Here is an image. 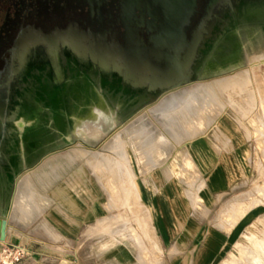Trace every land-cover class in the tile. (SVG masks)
<instances>
[{"label": "rangeland", "instance_id": "rangeland-1", "mask_svg": "<svg viewBox=\"0 0 264 264\" xmlns=\"http://www.w3.org/2000/svg\"><path fill=\"white\" fill-rule=\"evenodd\" d=\"M227 11H233L229 3L216 11V15L210 20L207 30L197 43L196 54L203 50L207 41H212L214 45L209 54L208 51L206 52L208 57L202 56L199 60L195 57L192 60V76L187 81L191 86L171 91L164 97L161 90L147 88L136 98L130 96L131 91L120 87L117 82L107 85L106 80L100 75L91 77L88 73L83 74L84 71L75 70V80L81 82L79 95L76 94L77 91L72 84L73 77L70 75L67 79L69 89L65 95L66 99L62 100V106L64 105L62 109L67 111L68 116L65 119V128L63 130L59 128L58 117L52 107L47 101L41 100L43 109L39 113L40 134L33 140V146L28 140H22L15 122L22 113H30V110L24 106L25 99L34 106L37 94L31 89L25 92L16 118L11 124L10 111L15 104V88L22 89L23 84L16 77L9 85L3 87L0 98V172L5 171L3 158L6 161L10 154L5 152V147L14 139L16 133L25 158L20 156L18 169L13 167L10 169L14 174L11 188L7 189L0 185V209L21 205L34 209L36 202H40L42 197L50 193L62 195V188L59 187L64 180L82 182L85 185L82 195L88 197L91 193L89 186L93 175H106L108 171L111 174L119 172L122 174L123 161L132 162L133 165L129 167L131 175H134L133 169L140 166L153 167L158 161L165 159L183 139L204 131L206 128L201 127V122H207L206 119L210 116L214 121L215 116L225 114L242 127L244 134V159L247 165L241 187L243 213L240 215L251 208L256 210L247 215V221L250 223L243 231V236L237 245L239 253L232 254L230 259L222 263L264 264V56L256 63L251 61L254 54H261L260 52L264 51V3L246 6L241 12L244 25L237 26L240 20H236L233 24L235 31L228 35L224 42L221 39L217 42L216 26H220L219 34H223L228 23L224 19ZM243 79L244 81H241ZM230 80H235V83L231 85ZM223 82H228L227 88L225 87L228 90L222 89V91L216 86ZM91 84L107 101L111 110L109 114L113 116L109 118L110 120L102 122L100 126L84 131L81 129L83 126H80L84 121L78 119L83 120L85 113L76 114V104L83 106L87 93L93 94ZM202 86L215 87L217 100L209 98L211 100L209 101L205 98L206 101H203L204 94L197 95L198 88ZM207 103L210 106L206 108ZM236 104H240L241 107ZM233 106L237 107L234 109ZM70 114L74 117L71 118ZM76 124H79L80 128ZM207 124L211 123L207 122ZM148 128L155 132L153 141H157V144L138 145L141 130ZM75 129L83 132L79 133ZM195 129L198 131L194 132ZM108 161H111L109 165ZM184 161L187 168L192 166L188 162L189 158ZM43 176L46 179H43L45 178Z\"/></svg>", "mask_w": 264, "mask_h": 264}, {"label": "crops", "instance_id": "crops-1", "mask_svg": "<svg viewBox=\"0 0 264 264\" xmlns=\"http://www.w3.org/2000/svg\"><path fill=\"white\" fill-rule=\"evenodd\" d=\"M188 86L162 88V97ZM244 149L242 127L219 115L153 167L131 175L123 161L122 174H92L88 197L82 182L64 180L62 195L34 209L1 208L0 248L23 245L18 264H221L239 253L256 210L240 215Z\"/></svg>", "mask_w": 264, "mask_h": 264}, {"label": "flooded vegetation", "instance_id": "flooded-vegetation-1", "mask_svg": "<svg viewBox=\"0 0 264 264\" xmlns=\"http://www.w3.org/2000/svg\"><path fill=\"white\" fill-rule=\"evenodd\" d=\"M226 3L233 11L225 14L228 23L223 34L216 26L217 42L235 31L236 20H240L237 26L244 25L241 12L246 6L264 0H0V98L2 88L16 77L23 84L22 89L15 88L11 124L26 91L40 96L35 91L48 80L59 88L62 99V83L77 69L91 77L101 74L107 85L116 81L136 98L147 88L161 90L192 76V60L208 57L214 45L207 41L194 54L196 39L200 41ZM170 6H181L182 12L167 13ZM167 19L189 20L180 50L177 36L164 30ZM95 41L109 52L106 64L89 49L98 46ZM20 144L15 136L5 147L10 154L2 160L5 171L0 172V185L7 189L14 178L11 167L18 169L20 156L24 157Z\"/></svg>", "mask_w": 264, "mask_h": 264}, {"label": "bare ground", "instance_id": "bare-ground-1", "mask_svg": "<svg viewBox=\"0 0 264 264\" xmlns=\"http://www.w3.org/2000/svg\"><path fill=\"white\" fill-rule=\"evenodd\" d=\"M254 4V3H253ZM81 42H82V44H84L83 43V41L81 40ZM76 45V44H75ZM90 46H91V44H90ZM95 47V49L93 48V49H91V47H89V49L90 50H93V52H94V54H96V56L97 57H99V60H100V62L101 63H107V54H106V52H105V50H100V49H97L98 47H96V46H94ZM83 48H87L86 47V44H84L83 45ZM82 48V49H83ZM105 53V54H104ZM193 53L194 54H196V51H195V49H194V51H193ZM261 54H254L253 55V57H252V59H251V61L253 60V63H256V61L258 60V59H260L261 57H263L264 56V51H262V52H260ZM263 59V58H262ZM71 61V60H70ZM259 61H261V60H259ZM260 63V62H259ZM75 64V63H74ZM255 66H256V64H254ZM260 65V64H259ZM261 66V65H260ZM253 68V67H252ZM77 70H79V69H77ZM81 71V70H80ZM262 71V70H261ZM75 72V71H74ZM74 72H73V74L71 75L72 77H73V87H75V89H76V91H77V95H79V92H78V90H79V84L81 83L80 81H77V80H75V74H74ZM72 73V72H71ZM86 72L84 71V73L83 74H85ZM89 75V74H88ZM77 76V75H76ZM100 76H101V74H100ZM190 75H189V77L188 78H186V79H184V80H181V81H179V83H181V82H184V81H188L189 79H190ZM83 78V77H82ZM101 78L103 79V80H105V78H103L102 76H101ZM264 78V77H263ZM68 77L66 78V80L62 83V99H60L59 98V88L58 87H52V85H50L49 84V81L47 80V81H45L42 85H41V88H38L37 87V93L38 94H40V96H38L37 95V97L35 98V100H34V102L36 103V105H34V106H32L31 105V103L29 102V100L28 99H25V104H24V106L26 107V109H29L30 110V113H27V114H21V115H19L17 118V121L15 122V126L17 127V129H18V134L20 133V135H21V137H22V140L23 141H26V140H28V142L30 143V145L31 146H33L34 145V139L37 137V135L38 134H40V127H39V113H40V111L43 109V107H42V104H41V100H44V101H47L48 102V105L49 106H51L52 107V110H53V112L56 114V116L58 117V125H59V128L60 129H64L65 128V124H66V117H68L67 116V111L66 110H64V109H62V107L64 106H62V100H65L66 99V97H65V95L67 94V91H68V87H69V83H68ZM72 79V78H71ZM70 80V79H69ZM230 81H232V82H230ZM229 82H230V84L232 85V83L235 81V80H230ZM241 81H244V79L243 80H241ZM84 82V81H83ZM89 82V81H88ZM114 82H116V81H114ZM237 82V81H236ZM228 83V82H227ZM227 83H220V84H217L216 86L219 88V89H226L227 88ZM235 83V82H234ZM239 83V82H238ZM240 84V83H239ZM105 85V84H104ZM246 85V84H245ZM88 86V85H87ZM91 86H92V90H93V94H89V93H87V96H86V99H85V104L83 105V106H78L77 104H76V114H83L84 115V113H85V116L82 118L83 120H79L78 119V121H84V123H83V125H82V123H81V125L80 126H85L84 127V129H83V127H81V129L82 130H90V129H92V128H94V127H98V126H100L101 124H102V122H106V121H108V119L109 118H111V116H113V114L112 115H110L109 114V111H111L110 110V107H109V105H108V103H107V101L103 98V96L100 94V92L93 86V84H91ZM102 86V85H101ZM247 86V85H246ZM36 87V86H35ZM103 87V86H102ZM105 87V86H104ZM226 87V88H225ZM49 88H51V89H49ZM119 88V87H118ZM214 88L215 87H211V88H204L203 86L202 87H199L198 88V90H197V95L199 96L200 94H204L203 96H202V98H204V100L203 101H206L205 100V98L207 99H214L215 97H216V89L214 90ZM256 88V87H255ZM174 89V88H173ZM245 89H248V88H246L245 87ZM104 90V89H103ZM127 90H129V91H131V89L130 88H127ZM220 90V91H221ZM226 90H228V89H226ZM84 91V90H83ZM124 91V90H123ZM223 91V90H222ZM230 91V90H229ZM250 91V90H249ZM258 92V91H257ZM103 93V92H102ZM200 93V94H199ZM44 94H46V95H48V97L45 99V97H44ZM193 95H196V94H193ZM217 95H219V94H217ZM251 95V94H250ZM192 96V95H191ZM197 96V97H198ZM221 96V95H220ZM224 96H225V94H224ZM230 96V95H229ZM228 96V97H229ZM232 96V95H231ZM213 97V98H212ZM65 98V99H64ZM194 98H196V96L194 97ZM224 98V97H223ZM191 99H192V97H191ZM209 99V101H211ZM216 99V98H215ZM232 99H233V97H232ZM253 99V98H252ZM173 100H175V99H173ZM172 100V101H173ZM195 100V99H194ZM217 100V99H216ZM226 100V99H225ZM243 100V99H242ZM176 101V100H175ZM208 101V100H207ZM214 101V100H213ZM232 101V100H231ZM253 101H254V99H253ZM261 101V100H260ZM170 102V105H172L171 104V101H169ZM83 103H84V101H83ZM173 103V102H172ZM204 103H206V102H204ZM204 103H203V106H204ZM209 103V102H208ZM206 104V108H207V106L209 105V104ZM215 103H217L216 101H215ZM223 103V102H222ZM229 103H230V101H229ZM233 103V102H232ZM253 103V102H252ZM255 103V102H254ZM166 105H168V104H166ZM165 105V106H166ZM225 105V104H224ZM236 105H240V104H236ZM22 106V105H21ZM173 106H175L174 104H173ZM201 106H202V104H201ZM202 106V107H203ZM210 106V105H209ZM211 106H212V104H211ZM221 106H223V104L221 105ZM231 106H232V104H231ZM254 106H255V104H254ZM168 107H170V106H168ZM172 107V106H171ZM176 107V106H175ZM198 107V106H197ZM201 107V108H202ZM235 107H237V106H235ZM235 107L233 106V108L235 109ZM240 107H241V105H240ZM204 108V107H203ZM202 108V111L204 110ZM239 108V107H238ZM244 108V107H243ZM242 108V109H243ZM74 109V108H73ZM241 109V108H240ZM219 110V109H218ZM236 110H238V109H236ZM244 110V109H243ZM253 110V109H252ZM241 111V110H240ZM29 112V111H28ZM195 112H197V111H195ZM208 112V111H207ZM242 112V111H241ZM26 113V112H25ZM218 113H219V111H218ZM244 113H246V112H244ZM19 114V113H18ZM110 115V116H109ZM200 114H198V116H199ZM211 115V114H210ZM213 115V114H212ZM214 115H216V113H214ZM71 118L72 117H74V115H72V114H70L69 115ZM211 117V116H210ZM210 117H208L206 120H207V122H209V123H212L213 122V120H211L212 118H210ZM261 117V116H260ZM70 118V119H71ZM215 118H216V116H215ZM213 119H214V117H213ZM110 120V119H109ZM252 121V120H251ZM55 122V121H54ZM207 122L205 121V122H201L202 123V125H201V127H203V129H205L206 127H207ZM242 121H240V123H241ZM112 123V122H111ZM262 123V122H261ZM75 124V123H74ZM206 124V125H205ZM242 124V123H241ZM56 125V124H55ZM77 125V124H76ZM75 125V126H76ZM79 125V124H78ZM77 125V127H79L80 128V126H78ZM110 125V124H109ZM188 125V124H187ZM245 126V125H244ZM77 127H75V128H77ZM79 128H77L78 130H79ZM76 130V129H75ZM78 130H76L77 132H79V133H82L83 131L82 130H80V131H78ZM198 130L197 129H195V131L194 132H197ZM17 132V131H16ZM43 133V132H42ZM102 134V133H101ZM134 134V133H133ZM16 136H17V133H16ZM154 136H155V132H153V130L152 129H150V128H148V129H146V130H144V129H142L141 130V132H140V134H139V138H138V145H145V144H149V145H156L157 144V141H153V139H154ZM39 137V136H38ZM42 140V139H41ZM20 142V141H19ZM35 143H37V142H35ZM26 144V143H25ZM24 147V146H23ZM31 148V147H30ZM30 151V150H29ZM187 151V150H186ZM185 151V152H186ZM184 152V153H185ZM187 153H189V152H187ZM189 155V154H188ZM186 158H188V157H186L185 156V158L184 159H186ZM190 158V157H189ZM14 162V161H13ZM49 168V167H48ZM48 172V171H47ZM50 174H52V173H50ZM44 175H46V174H44ZM48 175V174H47ZM53 175V174H52ZM39 176H40V174H39ZM42 176V175H41ZM40 176V177H41ZM49 176V175H48ZM47 176V177H48ZM43 177H45V176H43ZM42 178V177H41ZM51 178V177H50ZM43 179H46V177L45 178H43ZM52 179V178H51ZM224 262V261H223ZM222 264H225V263H222Z\"/></svg>", "mask_w": 264, "mask_h": 264}, {"label": "water", "instance_id": "water-1", "mask_svg": "<svg viewBox=\"0 0 264 264\" xmlns=\"http://www.w3.org/2000/svg\"><path fill=\"white\" fill-rule=\"evenodd\" d=\"M170 9H168L169 11H167V13H180L182 12L181 11V6H170L169 7ZM193 12V9H192V6H191V11L190 13L192 14ZM189 24V20H181V19H167L165 21H163V26H164V30L168 31L169 35L170 33H172L174 36H177V38L180 40H183L184 39V29H185V26ZM95 43L98 45L97 49H100V50H106L102 44L98 43L95 41ZM197 43H198V39H196V42H195V46H194V49H196V46H197ZM178 48V50L181 49L182 47V43L181 41L179 42L178 46H176ZM106 52V51H105ZM108 52V51H107ZM109 53V52H108ZM106 53V54H108ZM105 54V53H104ZM125 64L127 65V67L130 69L132 68V64L131 62L129 61H125ZM151 76H154L153 74ZM187 81H184V82H181V83H175L174 85H172L173 87L175 86H178V85H181L183 83H186ZM172 86H167L166 88H170ZM0 240H4V233H0Z\"/></svg>", "mask_w": 264, "mask_h": 264}, {"label": "built area", "instance_id": "built-area-1", "mask_svg": "<svg viewBox=\"0 0 264 264\" xmlns=\"http://www.w3.org/2000/svg\"><path fill=\"white\" fill-rule=\"evenodd\" d=\"M26 252V248L21 244L3 245L0 248V264H18Z\"/></svg>", "mask_w": 264, "mask_h": 264}]
</instances>
